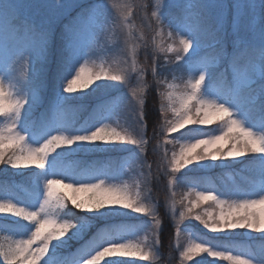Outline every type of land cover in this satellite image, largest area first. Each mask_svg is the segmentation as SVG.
I'll use <instances>...</instances> for the list:
<instances>
[{"label": "snow or ice", "instance_id": "6c2138e0", "mask_svg": "<svg viewBox=\"0 0 264 264\" xmlns=\"http://www.w3.org/2000/svg\"><path fill=\"white\" fill-rule=\"evenodd\" d=\"M25 7L0 0V174L16 170L28 186L0 181V264L157 260L163 222L151 193L161 177L179 264H264V0L243 5L247 20L226 0H58L39 22ZM59 17L67 23L54 44ZM151 87L158 117L148 137ZM97 94L81 121L83 101ZM129 106L132 121L121 123L118 109ZM101 150L124 153L129 180L70 160ZM237 164L248 175L223 190L185 172ZM133 213L147 219L117 222ZM238 230L259 233V249L231 243ZM73 241L79 247L63 251Z\"/></svg>", "mask_w": 264, "mask_h": 264}, {"label": "rangeland", "instance_id": "374dc122", "mask_svg": "<svg viewBox=\"0 0 264 264\" xmlns=\"http://www.w3.org/2000/svg\"><path fill=\"white\" fill-rule=\"evenodd\" d=\"M19 2L24 4V5H26V7L21 10L22 14L30 16V17L36 19L39 22L41 19L50 17L52 15V12L55 11L54 7L50 10L49 8L42 7V6L43 5L55 6L58 3V0H19ZM79 2L84 4V5H87L89 3H92L93 0H79ZM153 2H154V0H153ZM248 2H250V0H226V3H239L241 5V7L238 10H236L235 15L237 17H242L245 20L249 19L250 16H251V12L250 11H246L245 8L243 7V5L245 3H248ZM72 15H75L74 11L72 12ZM258 18H259V14H258V11H257L256 19L258 20ZM61 22H67V19L64 18V17L57 18L56 21H55L54 27L56 28V26L59 25V23H61ZM135 23L137 25H139V23H140L139 18L135 19ZM147 35L150 38L151 33H148ZM117 47L118 48H122L123 47V41L122 40H121L120 44L117 45ZM229 50H231V45H229ZM137 58H138V61L140 62V64H144L145 63V55H144L143 49H141L139 51ZM99 62L100 61L97 60V63H99ZM150 64H151V60L149 58L148 59L149 67H150ZM177 75H179V73H177ZM147 79L149 81H151V79H152L150 71H149V73L147 75ZM150 90H155V92H156L155 94H157V90L155 89V87L149 88L148 91H147V94H148V92ZM119 91L120 92H124V91H126V89L121 87L119 89ZM113 93H114L113 95H116L115 92H113ZM98 96H99V94L95 95L94 97H98ZM38 114H39V112L37 113V115ZM118 115H119V117L121 119V123H124L125 120H127L129 124L131 123L132 116H131V113H130V106H129V108L118 109ZM215 127H216V125L214 126V128ZM152 134H153V129L150 130V132L148 134V137H152ZM155 142L156 141L153 140L152 144L149 145V156H148L149 160H153L154 159V157L152 155V152H151V149H152V145H154ZM168 148H169V151H171V145H168ZM103 152H106L107 154L112 153V151L101 150V151L95 152V153H78V154H97V153H103ZM123 155L124 154L116 155V157H115V155L114 156H111V155L106 156V157L103 158L104 161H101L98 165H94L93 167H103L106 171L109 172L110 175L116 176L117 179H116V181H113V182H119L121 180L127 181V180H129V174L127 172H125L123 174L120 173V165L122 163ZM112 158H114L115 160H113ZM244 159L247 160V158H244ZM65 163H68V161H65ZM215 163L219 164L220 162L217 161ZM217 168H223V167H217ZM223 169L224 170L222 171V173H215V174L217 175V179L224 186H229L233 182L238 183L240 181V177L242 175H248L247 172L242 171L241 166L238 165V164L234 165V166H232L230 168H223ZM23 170H25V169H23ZM193 170H196V169H193ZM208 170H210V169H208ZM153 174L154 175L156 174L155 166L153 167ZM166 179L167 178L161 177V183L158 185L159 188L157 187L156 184H154V190H153V194H152V199L153 200H158L160 202V205H161V208H162L163 211H164L163 203H164V199H165V195H166L163 186L166 184ZM65 182H67V181H65ZM205 182L209 183V181L207 179H205ZM175 190L179 191V186L176 187ZM187 190H188L187 186H185L183 192H181V195L184 192H186ZM179 197H178V199H179ZM129 217L137 219L136 222H134L131 225V227H134L140 221H143V220L147 219L146 217H143L142 215L135 214V213H133ZM192 222L195 223V224L197 223L195 221H192ZM192 222L185 221V224H189V223H192ZM193 230H195V229L189 228V231H193ZM195 231H198V230H195ZM204 231H206V230H204ZM243 232H245V230H238L236 235L247 237L248 241H255V239L260 237L259 233H251L250 235H241V234H239V233H243ZM213 234H216V233H213ZM6 235H7V233L4 234L3 236H6ZM187 235H188V232L186 231L185 233L182 234V238L186 239ZM143 236H144V232L141 231V232H138L136 234V236L133 237V238L143 239ZM168 236H169V234H168ZM14 238H18V237H14ZM232 240L233 239H231V241ZM169 242L170 243H169V245H168V247L166 249L165 255H164V257H165V263L164 264H179V253L174 251L173 248L170 247V245L174 246V244H175L174 232L171 235ZM254 244L255 243H248L247 241H245V242H242L241 246L247 247L249 245L253 246ZM260 244H261V242L260 243L257 242V245H258L257 247L258 248L257 247H254V248L259 249ZM160 256H161V254L159 253V257ZM128 259L135 260L136 264H145V263L153 262V261H147V262L146 261H141V260H139V258H136V257H132V258H128ZM208 259H211V258H208ZM218 264H226V262H218Z\"/></svg>", "mask_w": 264, "mask_h": 264}, {"label": "trees", "instance_id": "16d2710c", "mask_svg": "<svg viewBox=\"0 0 264 264\" xmlns=\"http://www.w3.org/2000/svg\"><path fill=\"white\" fill-rule=\"evenodd\" d=\"M173 11L175 12L177 10L173 9ZM65 23H67V22H61V23H59V25L56 26L55 34L53 37L54 44L59 43V34H60V31H61V29ZM155 93H156L155 90H150L146 96V104H145L144 112H145V119H146V124H147V135L149 134L150 130L153 129V126H154V124L157 120V117H158V96ZM112 94H114V93H112ZM101 98L102 97L100 95L98 97L92 96V97L87 98L85 101H83L84 104L88 105V110L80 111L78 113V118L82 121L88 115V111L90 110L91 105L94 104L97 99H101ZM45 102H47V100ZM74 103H76V102H74ZM38 112H39V110H37V113ZM214 126L215 125H211L208 127L214 128ZM109 154L115 155V157H116V155H121L124 153L120 150H115ZM109 154L75 155L74 157H71L70 160L78 162L77 170L79 171L80 169L88 167L90 161H92V163L99 164L101 161L100 157L101 156H108ZM245 158H247V157H245ZM0 167H2V166H0ZM223 170H224L223 168L213 167L210 170H192V171L185 170V172L187 173V175L189 177H192L198 183V185L200 187H216L218 189L223 190V188L225 186L217 179V175L215 174V173H222ZM11 171H15V170H11ZM11 171L8 175L0 174V181H14V182L18 181L22 184H25V186L27 187L25 179L19 175H12ZM24 171L27 172L28 170H24ZM205 179H207L209 181V183H206ZM233 183H231L229 186H231ZM185 186L186 185L181 184L179 186V191L175 190L177 193V198L181 195V192H183ZM157 187H158V185H157ZM153 190H154V185L152 187L151 195L153 194ZM159 211H160V216H161V219L163 222L162 231L160 233V245H159V253L161 254V256L157 260L150 262V263H145V264H164L165 263L164 255H165L166 249L170 243L169 242L170 237L174 232V229L171 226L170 219L167 216H165L164 211L162 210L161 207H160ZM136 220H137L136 218H130V217L129 218H117V222L123 221V222H125V224L128 227H131V225L134 222H136ZM191 224L195 225V223H193V222ZM196 230H198V232L200 231L199 229H196ZM4 234H6V233L0 232V237H2ZM168 234H169V236H168ZM201 234H203V233H201ZM215 236H218V235H214L212 233H207L206 238H211V237H215ZM241 237L242 236L236 235V236H233L232 239L237 240V239H240ZM79 243L80 242L73 241V242H71V247L69 249L63 250V251H65V252L66 251H73L74 248L79 245Z\"/></svg>", "mask_w": 264, "mask_h": 264}, {"label": "bare ground", "instance_id": "6f19581e", "mask_svg": "<svg viewBox=\"0 0 264 264\" xmlns=\"http://www.w3.org/2000/svg\"><path fill=\"white\" fill-rule=\"evenodd\" d=\"M245 241H247L248 243H255V244L253 245V247H257V246H258V245H257V242H259V243L261 242L259 238L255 239V241H248V240H247V237L242 236L240 239L232 240L231 243H233V244H235V245H238V246H241L242 242H245ZM257 248H258V247H257ZM255 249H256V248H255Z\"/></svg>", "mask_w": 264, "mask_h": 264}]
</instances>
